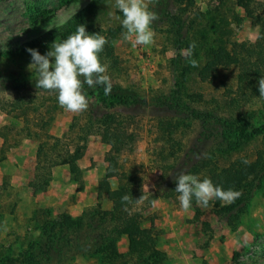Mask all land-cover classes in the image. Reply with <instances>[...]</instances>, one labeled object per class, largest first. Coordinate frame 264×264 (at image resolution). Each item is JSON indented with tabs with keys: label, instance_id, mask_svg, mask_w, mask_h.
<instances>
[{
	"label": "rangeland",
	"instance_id": "1",
	"mask_svg": "<svg viewBox=\"0 0 264 264\" xmlns=\"http://www.w3.org/2000/svg\"><path fill=\"white\" fill-rule=\"evenodd\" d=\"M89 1L0 0V72L16 79L36 74L28 67L32 58L29 53L21 51L22 43L65 21ZM149 8L158 14L159 19L151 26L154 43L146 47L133 48L130 42L124 40L123 14L115 6V0H105L96 24L104 28H119L117 36L110 41L111 55L106 62L107 74L112 82L135 89L145 99L139 107L116 109L132 114L128 123L136 132L133 150L125 151L120 161L123 168L140 174L146 191L157 193L162 173L159 165L164 160L160 155L161 142L155 126L161 119L170 120L171 115L147 104L148 101L179 91L188 97L198 93L202 99L209 101L206 102L208 104L214 100L222 104L226 93L236 86L237 68H221L213 79L201 81L197 69L190 66L182 54L188 47L179 48L181 44L175 40V27L163 17L157 3L150 4ZM168 8L177 15L175 5L169 4ZM201 13L214 17L220 36L229 45L254 42L258 36L259 26L246 16L235 0H193L189 10L180 14L183 29L189 30L192 38L200 36ZM37 50L43 55L51 48ZM193 58H196L194 53ZM86 88L84 91L88 93L91 88ZM232 112L260 125L264 123V97L253 96ZM83 119L84 112L72 113L60 107L55 94L0 89V264H23L25 252L34 251V243L40 236V229L34 220L38 209L46 208L50 216L55 217L59 213L79 216L85 209L94 206L103 210L111 208L110 193L98 195V183L105 175V154L109 145L96 133L88 137L83 145V155L76 161L80 168L78 176L70 172L67 163H61L54 166L51 182L45 191L33 194L29 187L42 132L62 137L68 135L74 120L82 123ZM176 120V136L183 141L180 158L191 156L196 161L194 152L186 153L196 141L198 125L189 119ZM42 124H45L44 129H40ZM74 135L75 132L69 134L71 137ZM261 148H264V130L258 134L250 131L236 133L221 146L208 142L199 153L211 161L223 159L222 154L229 159H253ZM176 167H180L178 162ZM108 181L111 187L116 185L114 177ZM178 196H158L154 199L155 206L151 204L148 210L154 219V226L159 230L156 245L165 252L169 263L264 264V186L255 192L234 226L219 219L213 213L212 205L203 207L196 203L189 210H183ZM85 235V232L78 234L79 243ZM68 239L70 243L64 244L60 260L52 255L43 263L97 264L93 256L85 253L89 246L80 250L73 247L75 240L70 234ZM131 244L132 238L122 235L118 240V249L126 252ZM135 247H141V243L138 242Z\"/></svg>",
	"mask_w": 264,
	"mask_h": 264
},
{
	"label": "trees",
	"instance_id": "2",
	"mask_svg": "<svg viewBox=\"0 0 264 264\" xmlns=\"http://www.w3.org/2000/svg\"><path fill=\"white\" fill-rule=\"evenodd\" d=\"M235 1L243 8L246 16L259 26V33L254 42L227 44L226 39L218 32L219 26L214 17H208L209 13L199 15L202 22L200 36L192 38L188 33L189 30L183 29L180 14L189 10L193 0H158L157 2L163 17H166L175 27V40L181 44L179 48L182 46L189 48L193 41L196 42L197 47L194 50L196 58L194 59L198 61V67L193 68L197 69V76L201 81L213 79L221 68L232 66L237 68L236 86L226 93L222 104L218 100L208 104L206 102L209 101L202 99L198 93L188 97L179 91L153 97L148 101L147 104L171 115L170 120L161 119L155 126L158 140L161 142L160 155L164 160V163L159 165L162 173L157 193L146 191L140 174L123 168L120 161L125 151L133 150L136 132L132 131L128 123L132 114L122 113L116 109L139 107L145 103V99L135 89L112 82V92L106 96L103 86L91 88L88 93H85L90 105L84 111L82 123L74 120L69 127L68 135L62 137L42 132L37 147L34 175L29 181L32 193L43 192L49 187L53 168L58 164L67 163L70 172L75 177L78 176L80 168L76 161L83 155V145L88 137L96 133L100 135L104 143L109 145L105 154L107 162L105 175L98 183V195L103 192L110 193L112 206L108 210H103L99 206L90 207L79 216L59 213L55 217H51L46 208L38 209L34 220L40 229V236L34 243V251L25 252L23 264H44L43 260L52 255L59 259L64 244L69 242V234L75 240L73 247L84 250L85 246H89L85 253L93 256L97 264H171L166 260L165 252L156 245L159 230L154 226V219L148 210L151 207V201L158 196L180 195L175 192L174 177L182 171L197 175L201 180L209 178L215 185L225 190L232 189L240 192L241 195L234 202L222 204L220 200H213L209 203L212 205L213 213L219 219L230 226L237 223L255 192L264 186V148L258 149L253 159L245 157L229 159L222 154L223 159L211 161L208 157L200 156L199 153V150L202 151L208 142L213 141L221 146L229 136L236 133L250 131L258 134L264 130V123L255 125L232 112L242 102L260 95L258 80L264 76V2ZM104 2L105 0H90L65 21L54 25L41 36L25 40L21 45V51L27 54L28 48H51L54 42H63L69 35L75 33L79 24H84L89 34L99 33L107 38L108 44L100 53L102 63H106L108 56L111 55L110 41L117 36L119 28H104L96 24ZM169 4L176 6L177 15L170 11ZM36 78V74H30L25 78L16 79L7 73L0 72V89L48 93L49 91L36 88ZM49 93L58 96L55 92ZM180 118L192 120L198 125L196 141L186 153L189 155L194 152L196 161H193L191 156L180 158L183 141L176 136L178 132L176 119ZM172 119L175 120L171 121ZM44 125L42 124L40 129H44ZM73 132L75 135L69 136ZM245 160L249 163H244ZM177 162L180 165L178 168ZM185 168L186 171H184ZM111 177L116 179L114 187H111L108 181ZM143 194L146 199L141 204L122 203L121 198L125 195L132 197L134 201ZM192 204H196L195 199ZM126 207L127 210H125ZM146 220L148 224H144ZM104 222L107 224L105 225ZM84 232L86 235L79 243L78 234L81 235ZM122 235H129L132 238V247L130 245L126 252L118 249V240ZM138 242L141 243V247H135Z\"/></svg>",
	"mask_w": 264,
	"mask_h": 264
},
{
	"label": "clouds",
	"instance_id": "3",
	"mask_svg": "<svg viewBox=\"0 0 264 264\" xmlns=\"http://www.w3.org/2000/svg\"><path fill=\"white\" fill-rule=\"evenodd\" d=\"M158 0H115V6L122 12V33L124 40L130 42L133 48L146 47L154 43L152 24L159 19L156 12L150 10L149 5ZM119 19V17H117ZM50 30V29H46ZM108 40L105 36L89 34L86 25L79 24L74 34L69 35L63 42H54L51 50L41 54L37 49L28 48L32 62L29 69L36 73L37 89H43L58 94L60 107L72 113H82L89 108L90 101L85 94V85L88 88L104 87V94L110 95L113 83L107 74L108 65L102 63L100 53L104 51ZM197 44L191 43L182 54L192 67H198V61L193 58ZM260 97H264V76L258 80ZM244 163H249L247 160ZM176 183L175 192L180 206L187 211L192 207L195 199L197 205L208 207L210 201L234 202L241 195L232 189L225 190L215 185L211 179L201 180L197 175L180 172L174 177ZM144 194L133 201V198L125 195L122 203L141 204L145 200ZM155 206L156 200L151 201ZM127 210V207L125 208Z\"/></svg>",
	"mask_w": 264,
	"mask_h": 264
}]
</instances>
